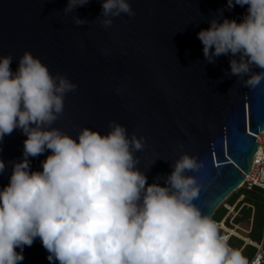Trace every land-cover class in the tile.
Here are the masks:
<instances>
[{"label": "water", "instance_id": "95a60500", "mask_svg": "<svg viewBox=\"0 0 264 264\" xmlns=\"http://www.w3.org/2000/svg\"><path fill=\"white\" fill-rule=\"evenodd\" d=\"M68 2L0 0V58L11 56L15 72L29 52L54 77L77 85L65 94L63 113L50 127L76 137L85 127L107 134L115 121L130 140L142 138L144 147L133 155L149 184L164 185L182 155L195 158L200 167L184 175L196 179L200 192L194 203L213 219L245 181L260 147L264 81L245 87L248 76L231 73L228 55L210 63L197 34L213 19L240 22L247 6L229 10L227 0H126L134 15L106 17L104 0L71 10ZM108 19L112 23L105 26ZM26 138L17 128L0 142L5 163L0 188L9 183L13 163L23 159ZM49 154L30 158L31 170L42 171ZM23 256L20 264H50L39 238L24 247Z\"/></svg>", "mask_w": 264, "mask_h": 264}, {"label": "clouds", "instance_id": "9594fccd", "mask_svg": "<svg viewBox=\"0 0 264 264\" xmlns=\"http://www.w3.org/2000/svg\"><path fill=\"white\" fill-rule=\"evenodd\" d=\"M88 2L69 0L67 10ZM236 5L247 6L240 22L213 19L197 35L210 63L233 57L231 73L247 75L244 86L254 89L264 81V0H227L229 10ZM102 9L106 17L134 15L126 0H104ZM11 63L0 58V142L17 128L27 138L0 188V264H20L36 238L50 264H249L194 203L200 187L184 173L200 167L195 158L182 155L164 185L149 184L133 155L142 138L130 140L115 121L107 134L85 127L76 137L50 127L77 85L29 52L15 72ZM253 66L260 71L252 74ZM46 151L42 171L31 170L30 158Z\"/></svg>", "mask_w": 264, "mask_h": 264}, {"label": "trees", "instance_id": "16d2710c", "mask_svg": "<svg viewBox=\"0 0 264 264\" xmlns=\"http://www.w3.org/2000/svg\"><path fill=\"white\" fill-rule=\"evenodd\" d=\"M241 195H245V198L242 203L238 205V208L242 206V204H246L243 206L239 214L235 218V224H248L252 221V229L249 234V239L253 241V243H261L263 242V250H264V191L255 188L253 191H249L246 188H241L237 193H234L226 203L231 205L235 204V202L240 198ZM254 207V212L252 207ZM227 209L221 205L219 209L216 211L213 220L215 222H221L226 216ZM228 220L226 221V224ZM229 225V223H228ZM233 228V226H230ZM251 244H246L243 238L237 236H231L229 239V244H232V247L241 251V253L249 260V264L257 253V247ZM231 247V248H232ZM243 248V249H242Z\"/></svg>", "mask_w": 264, "mask_h": 264}, {"label": "built area", "instance_id": "2783aa9c", "mask_svg": "<svg viewBox=\"0 0 264 264\" xmlns=\"http://www.w3.org/2000/svg\"><path fill=\"white\" fill-rule=\"evenodd\" d=\"M257 141L260 144V147L254 156L251 171L248 175H246L245 181L239 186V188L237 190L244 187L249 191H253L255 188H258V189L264 191V132L257 135ZM234 193H232V194H234ZM232 194L226 198V200L224 201L225 204L223 203V206L227 209L226 216L224 217V219L221 222H216V223L218 225V228H220L221 225L225 226L224 224H226L227 220H230V223L233 226L232 229H234L235 231H238V230H240V227L237 226L234 222H235L236 216L239 214V212L241 211L243 206L246 205V204H242V206H240L239 210H237L238 205L243 202L245 195H241L240 198H238V200L235 202V204L231 205V204L226 203V202L232 196ZM251 207L254 209L253 206H251ZM236 210H237V212H236ZM230 231L232 232L233 230H229V233H228L229 236L227 237L228 240L231 238V236L239 237L237 233H235V232L231 233ZM243 239L246 242V244L244 245V247H245L247 245V243H249V242H247L248 239H245V238H243ZM228 240H227V243L229 245ZM257 249H258L257 253L254 256V258L252 259L250 264H264L263 242L260 246H257Z\"/></svg>", "mask_w": 264, "mask_h": 264}, {"label": "rangeland", "instance_id": "374dc122", "mask_svg": "<svg viewBox=\"0 0 264 264\" xmlns=\"http://www.w3.org/2000/svg\"><path fill=\"white\" fill-rule=\"evenodd\" d=\"M244 188V187H243ZM238 192V190L237 191H235V193H237ZM233 195V194H232ZM225 204V203H224ZM248 206H250V205H248ZM251 207V206H250ZM240 208V207H239ZM239 208H237V210H239ZM253 209V208H252ZM237 210H236V212H237ZM253 212H254V209H253ZM252 221H253V219H251V221H250V223H249V225L248 224H245V225H243V224H238L237 226H239L240 227V230H238V231H235L234 229H230L231 227V223H230V220H228V223H229V225H228V223L227 224H224L225 226H220V228H219V232H220V235H222V236H224V237H226L227 235L229 236V234H226V233H229V230H233V232H236L237 234H238V236L240 237V238H245V239H248L247 240V242H249V243H253V241L251 240V239H249V234H250V232H251V229H252ZM231 232V231H230ZM233 232H231V233H233ZM227 236V237H228ZM227 240H228V238H227ZM262 244V242L261 243H253V245L254 246H260ZM229 246L230 247H232V244H229ZM232 248H234V247H232ZM235 249V248H234ZM243 249V248H242Z\"/></svg>", "mask_w": 264, "mask_h": 264}, {"label": "bare ground", "instance_id": "6f19581e", "mask_svg": "<svg viewBox=\"0 0 264 264\" xmlns=\"http://www.w3.org/2000/svg\"><path fill=\"white\" fill-rule=\"evenodd\" d=\"M233 232V231H232ZM236 233V232H235ZM226 234H228V233H226ZM228 236V235H227ZM227 236H226V238H227ZM252 243V242H251Z\"/></svg>", "mask_w": 264, "mask_h": 264}]
</instances>
